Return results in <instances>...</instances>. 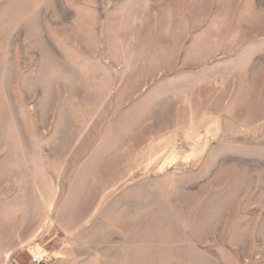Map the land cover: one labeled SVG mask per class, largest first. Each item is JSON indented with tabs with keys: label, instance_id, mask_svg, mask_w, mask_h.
I'll return each mask as SVG.
<instances>
[{
	"label": "rangeland",
	"instance_id": "1",
	"mask_svg": "<svg viewBox=\"0 0 264 264\" xmlns=\"http://www.w3.org/2000/svg\"><path fill=\"white\" fill-rule=\"evenodd\" d=\"M264 264V0H0V264Z\"/></svg>",
	"mask_w": 264,
	"mask_h": 264
},
{
	"label": "built area",
	"instance_id": "2",
	"mask_svg": "<svg viewBox=\"0 0 264 264\" xmlns=\"http://www.w3.org/2000/svg\"><path fill=\"white\" fill-rule=\"evenodd\" d=\"M31 259L34 264H42L45 262V255L37 247L31 248Z\"/></svg>",
	"mask_w": 264,
	"mask_h": 264
}]
</instances>
